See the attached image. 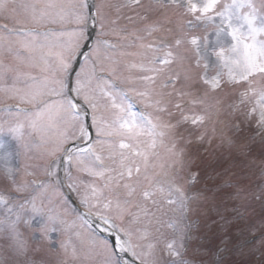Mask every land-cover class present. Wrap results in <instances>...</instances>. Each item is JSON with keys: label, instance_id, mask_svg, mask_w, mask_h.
I'll return each mask as SVG.
<instances>
[{"label": "snow or ice", "instance_id": "6c2138e0", "mask_svg": "<svg viewBox=\"0 0 264 264\" xmlns=\"http://www.w3.org/2000/svg\"><path fill=\"white\" fill-rule=\"evenodd\" d=\"M0 264H264V0H0Z\"/></svg>", "mask_w": 264, "mask_h": 264}, {"label": "rangeland", "instance_id": "374dc122", "mask_svg": "<svg viewBox=\"0 0 264 264\" xmlns=\"http://www.w3.org/2000/svg\"><path fill=\"white\" fill-rule=\"evenodd\" d=\"M208 159H209V160H211V159H212V157L210 156V157H208Z\"/></svg>", "mask_w": 264, "mask_h": 264}]
</instances>
